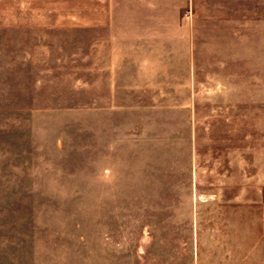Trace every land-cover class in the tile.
<instances>
[{
    "label": "rangeland",
    "instance_id": "1",
    "mask_svg": "<svg viewBox=\"0 0 264 264\" xmlns=\"http://www.w3.org/2000/svg\"><path fill=\"white\" fill-rule=\"evenodd\" d=\"M140 1L0 0V264L264 251V0Z\"/></svg>",
    "mask_w": 264,
    "mask_h": 264
},
{
    "label": "crops",
    "instance_id": "2",
    "mask_svg": "<svg viewBox=\"0 0 264 264\" xmlns=\"http://www.w3.org/2000/svg\"><path fill=\"white\" fill-rule=\"evenodd\" d=\"M142 1L143 0H141L140 2H142ZM154 3L155 2H153L151 6H152V9L155 11V9L157 10V7H154ZM156 5H157V3H156ZM139 9L148 11V10L151 9L150 8V4H147V6L141 5V7ZM107 18H108V16H107ZM146 18L149 20L148 23L146 22V26H145L146 28H153L154 27L153 26L154 23H156V25L158 24V15H152V16L148 15ZM150 22H152L153 24L152 25H148V24H150ZM141 32H143V31H141ZM144 32L145 33H157L159 31L148 30V31H144ZM260 249H261V245H260ZM229 261H232V260H229ZM253 262H254L253 264H264V251L257 252L256 250H254V261ZM227 264H245V262L241 261L239 259L235 263H227Z\"/></svg>",
    "mask_w": 264,
    "mask_h": 264
}]
</instances>
